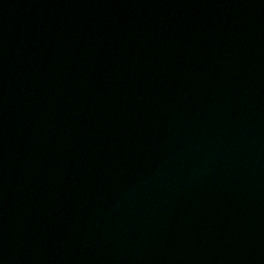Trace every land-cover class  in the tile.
I'll use <instances>...</instances> for the list:
<instances>
[{"label":"water","instance_id":"water-1","mask_svg":"<svg viewBox=\"0 0 264 264\" xmlns=\"http://www.w3.org/2000/svg\"><path fill=\"white\" fill-rule=\"evenodd\" d=\"M0 264H264V0H0Z\"/></svg>","mask_w":264,"mask_h":264}]
</instances>
